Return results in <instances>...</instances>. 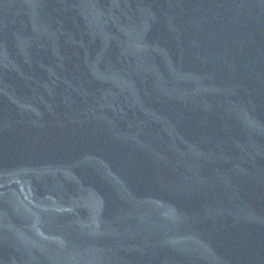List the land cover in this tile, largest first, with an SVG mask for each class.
<instances>
[{"label": "water", "instance_id": "1", "mask_svg": "<svg viewBox=\"0 0 264 264\" xmlns=\"http://www.w3.org/2000/svg\"><path fill=\"white\" fill-rule=\"evenodd\" d=\"M0 264H264V0H0Z\"/></svg>", "mask_w": 264, "mask_h": 264}]
</instances>
